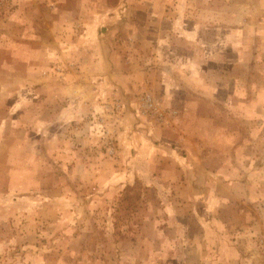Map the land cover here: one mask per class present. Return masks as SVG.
<instances>
[{"label":"rangeland","instance_id":"rangeland-1","mask_svg":"<svg viewBox=\"0 0 264 264\" xmlns=\"http://www.w3.org/2000/svg\"><path fill=\"white\" fill-rule=\"evenodd\" d=\"M152 13L221 49L185 106L140 87ZM220 141L243 181H203ZM262 163L264 0H0V264H264Z\"/></svg>","mask_w":264,"mask_h":264},{"label":"crops","instance_id":"crops-1","mask_svg":"<svg viewBox=\"0 0 264 264\" xmlns=\"http://www.w3.org/2000/svg\"><path fill=\"white\" fill-rule=\"evenodd\" d=\"M144 16L145 18H151L152 24L155 27L154 29H157L158 35L157 37H154V39H156L155 41L158 46L164 47L166 49L164 51L168 52L170 56H168V58L166 59L164 57H159L158 63L160 64V66L156 69L154 67H150L148 69L149 72L145 71V77H141L143 79V82L141 83V79L139 81L141 83L140 87H142L143 89L150 86L151 84H155L153 91L157 89L158 94H161L165 98H167V100L165 99V101L174 103L182 102L185 106V103L189 100L185 95L191 94V92L193 91L191 88L192 84L194 82H199L201 86L202 83L205 84V81L202 80L204 59L207 57H211L212 59L216 58L220 54L221 49L210 47L209 43L207 42V38L206 40H202L201 24H191L190 21L195 20L187 18L186 14L176 13L173 15H168V17H165L162 14H160V16H155L154 14L149 16L144 14ZM143 22L146 23V19ZM160 22L167 23L166 29L159 28ZM164 36L167 39H175L167 41ZM191 41L195 43V51L193 52H191L190 50ZM94 57L95 52H92V67L94 65ZM96 59L97 60L95 63H97L98 66H101L104 70L109 68V59L107 58V54L104 51L99 52ZM136 62H138V58L136 59ZM137 68L139 67L137 66ZM208 83L209 84H207L206 82V85H211L213 82ZM198 94L202 95L201 91H198ZM211 95H214V92H211ZM208 146H211V148L214 150L209 154V156H211L213 160H215V167L214 172L208 167L206 170V166H208L209 164L207 162H202V169L205 171V173L202 174L203 181H211L212 177H215L217 181H229L232 184L244 180L246 173L240 172V170L235 169L234 166L230 165L231 159L236 160L243 158L242 155L240 156L239 152H237L241 149V147L238 146L237 143L230 142L226 144L220 141L219 144H210ZM233 150H236L237 153H234ZM254 157V154H247L246 156V158L251 161L250 165H252V167L254 165H260L256 163L257 159H253ZM262 164L264 165V163ZM251 171L252 175H255L252 169ZM210 196L211 193H208L206 197L210 198Z\"/></svg>","mask_w":264,"mask_h":264},{"label":"built area","instance_id":"built-area-1","mask_svg":"<svg viewBox=\"0 0 264 264\" xmlns=\"http://www.w3.org/2000/svg\"><path fill=\"white\" fill-rule=\"evenodd\" d=\"M144 101L155 102V101L151 100L150 98H145Z\"/></svg>","mask_w":264,"mask_h":264}]
</instances>
